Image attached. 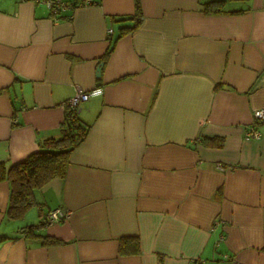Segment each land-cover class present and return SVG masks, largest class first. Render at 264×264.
<instances>
[{
    "label": "crops",
    "instance_id": "obj_1",
    "mask_svg": "<svg viewBox=\"0 0 264 264\" xmlns=\"http://www.w3.org/2000/svg\"><path fill=\"white\" fill-rule=\"evenodd\" d=\"M65 1L54 16L0 0V161L58 137L68 99L101 88L80 104L90 129L65 176L35 191L31 219L7 216L0 181V264H264V120L261 138L244 136L264 108V0L217 14L140 0V16L134 0ZM56 207L67 216L48 222ZM39 220L62 242L20 230ZM127 236L138 252L120 253Z\"/></svg>",
    "mask_w": 264,
    "mask_h": 264
},
{
    "label": "trees",
    "instance_id": "obj_2",
    "mask_svg": "<svg viewBox=\"0 0 264 264\" xmlns=\"http://www.w3.org/2000/svg\"><path fill=\"white\" fill-rule=\"evenodd\" d=\"M227 0H201V10L205 14H217L227 12L225 2ZM135 12L141 15L140 0H134ZM241 11V10H235ZM230 11V12H235ZM120 27L118 35L126 33L136 27ZM107 50L106 54L110 51ZM90 125L83 121L78 113V108L66 104L64 118L60 125V135L58 137L45 138L39 142V147L27 154L21 160L7 164L0 161V181L9 183V198L6 214L9 218H19L33 205L37 203L35 191L43 187L55 177H64L67 172L69 155L87 136ZM208 144L220 146L221 138L208 137ZM44 220L37 223L26 224L20 228L27 237L38 238L42 244H57L62 240L51 235L38 233L37 230L45 225ZM4 237H0V241ZM120 253L138 252V238L127 236L120 239Z\"/></svg>",
    "mask_w": 264,
    "mask_h": 264
},
{
    "label": "built area",
    "instance_id": "obj_3",
    "mask_svg": "<svg viewBox=\"0 0 264 264\" xmlns=\"http://www.w3.org/2000/svg\"><path fill=\"white\" fill-rule=\"evenodd\" d=\"M37 3H44L49 10L51 11L52 15L57 16L63 10L67 8H71L73 4L66 2L65 0H31ZM93 2V0H81V4H89ZM108 32L111 33L112 29L109 28ZM101 92L100 87H96L90 90H83L78 89L67 101L72 107L79 108L80 104L89 99L91 95L97 94ZM264 120V108H257L253 111L252 120L248 126V128L244 132V136L246 138H254L259 139L261 138L262 134L259 130L256 129L257 123ZM67 216V213L64 212L60 207H56L52 210H49L45 215V218L48 222H56L60 221ZM223 258H229L227 253L222 255ZM190 264H203L201 259H192ZM239 264V263H237Z\"/></svg>",
    "mask_w": 264,
    "mask_h": 264
},
{
    "label": "rangeland",
    "instance_id": "obj_4",
    "mask_svg": "<svg viewBox=\"0 0 264 264\" xmlns=\"http://www.w3.org/2000/svg\"><path fill=\"white\" fill-rule=\"evenodd\" d=\"M27 213H26V216H29V212H34V213H36V207H34V206H32V207H30L27 211H26ZM28 219H31L30 218V216L29 217H27ZM34 219H35V216H34ZM19 220V219H18ZM23 220V219H22ZM31 221V220H30ZM24 222V221H23Z\"/></svg>",
    "mask_w": 264,
    "mask_h": 264
},
{
    "label": "water",
    "instance_id": "obj_5",
    "mask_svg": "<svg viewBox=\"0 0 264 264\" xmlns=\"http://www.w3.org/2000/svg\"><path fill=\"white\" fill-rule=\"evenodd\" d=\"M101 64H102V62H101ZM97 69L99 70L100 68L98 67Z\"/></svg>",
    "mask_w": 264,
    "mask_h": 264
}]
</instances>
